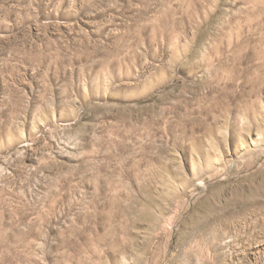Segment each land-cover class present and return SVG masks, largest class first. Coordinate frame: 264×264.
<instances>
[{"label": "rangeland", "instance_id": "1", "mask_svg": "<svg viewBox=\"0 0 264 264\" xmlns=\"http://www.w3.org/2000/svg\"><path fill=\"white\" fill-rule=\"evenodd\" d=\"M0 264H264V0H0Z\"/></svg>", "mask_w": 264, "mask_h": 264}]
</instances>
